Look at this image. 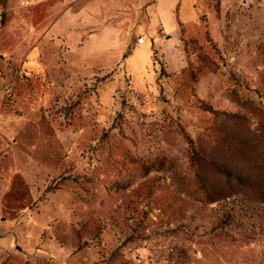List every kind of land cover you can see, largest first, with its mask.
Instances as JSON below:
<instances>
[{
    "label": "rangeland",
    "instance_id": "374dc122",
    "mask_svg": "<svg viewBox=\"0 0 264 264\" xmlns=\"http://www.w3.org/2000/svg\"><path fill=\"white\" fill-rule=\"evenodd\" d=\"M25 1L0 0L4 19L45 29L52 3ZM219 1L166 29L130 6L88 27L102 51L13 64L0 264H264V0Z\"/></svg>",
    "mask_w": 264,
    "mask_h": 264
},
{
    "label": "crops",
    "instance_id": "0c3cea01",
    "mask_svg": "<svg viewBox=\"0 0 264 264\" xmlns=\"http://www.w3.org/2000/svg\"><path fill=\"white\" fill-rule=\"evenodd\" d=\"M200 1L202 0H27L15 6V10L20 11L52 3V6H48L46 17L50 23L39 31L31 27L21 15L16 17L7 14L5 20L0 6V95L8 85V72L14 65L18 64V67L35 72L45 65L44 61L38 62L41 60L40 55L44 59L51 49H57L60 44H67L69 53L78 49L76 42L82 38L81 48L85 54L107 48L108 42L104 39L109 34L106 31L90 33L87 29L98 22L109 20V16L115 15L119 10L133 6L132 12L121 11V16L129 14L135 21H155L162 29H166L165 23L171 19L187 27L199 21ZM219 5L226 14L233 15L238 2L230 5L223 4L220 0ZM204 6L203 4L202 7L205 8Z\"/></svg>",
    "mask_w": 264,
    "mask_h": 264
},
{
    "label": "trees",
    "instance_id": "16d2710c",
    "mask_svg": "<svg viewBox=\"0 0 264 264\" xmlns=\"http://www.w3.org/2000/svg\"><path fill=\"white\" fill-rule=\"evenodd\" d=\"M180 24H181V23H180ZM189 160H190V164L193 165V163L195 162V153L192 152V153L189 155ZM218 170H219V172H220L222 175H224L225 177L232 178V174H231L229 171H227V170H225V169H223V168H219Z\"/></svg>",
    "mask_w": 264,
    "mask_h": 264
},
{
    "label": "built area",
    "instance_id": "2783aa9c",
    "mask_svg": "<svg viewBox=\"0 0 264 264\" xmlns=\"http://www.w3.org/2000/svg\"><path fill=\"white\" fill-rule=\"evenodd\" d=\"M143 38H139L138 40H137V44H142L143 43Z\"/></svg>",
    "mask_w": 264,
    "mask_h": 264
}]
</instances>
